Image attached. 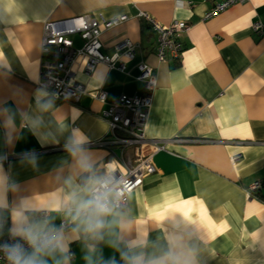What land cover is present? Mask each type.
<instances>
[{"label": "crops", "instance_id": "1", "mask_svg": "<svg viewBox=\"0 0 264 264\" xmlns=\"http://www.w3.org/2000/svg\"><path fill=\"white\" fill-rule=\"evenodd\" d=\"M215 0H0V48L11 66L0 74V100L15 107L12 93L23 92L27 108L34 103L40 67V40L47 21L79 15L112 18L126 15L121 24L100 35L102 51L111 54L115 43H137L135 55L124 62V71L100 63L88 77L74 65L75 79L86 93L77 103L56 100L68 124L60 142L41 144L28 130L8 146L0 129V152L17 153L6 163L25 195L46 201L60 190L56 179L64 137L78 128L94 141L107 131L100 112L120 95H140L137 63L143 61L156 73V88L145 134L168 142L153 154L155 173L128 198L125 210L133 228L155 238L180 225L197 238L201 264H264V201L248 193L264 177V0H247L203 19ZM163 25L183 20L189 29L180 40L178 59L159 62L154 54L156 33L140 13ZM260 22L262 32L252 24ZM75 47L82 45L72 35ZM18 41V42H17ZM104 90L106 99L94 97ZM75 113V114H74ZM53 121L57 117L52 118ZM19 123V122H18ZM99 166L112 163L104 148L90 147ZM145 154L153 147L145 144ZM35 152L38 167L21 164L23 153ZM238 155L232 162L230 157ZM14 198L9 194V200ZM55 222L61 218L55 213ZM72 264H86L79 242L71 244ZM105 258L118 253L103 246Z\"/></svg>", "mask_w": 264, "mask_h": 264}, {"label": "clouds", "instance_id": "2", "mask_svg": "<svg viewBox=\"0 0 264 264\" xmlns=\"http://www.w3.org/2000/svg\"><path fill=\"white\" fill-rule=\"evenodd\" d=\"M10 71L0 48V74ZM36 82L34 103L26 109L20 107L26 100L19 89L12 93L15 107L0 100V129L8 146L25 128L42 145L58 144L68 130L56 105L57 93L48 84ZM53 117L57 119L53 121ZM63 148L67 158L61 160L56 176L61 187L46 201L23 194L11 165L5 169L7 154L0 152V258L6 264H72L73 242L83 246L86 264H201L197 238L180 225L155 238L133 228L125 210L126 185L116 175L117 165L99 166L87 135L72 128L64 137ZM20 162L37 169L38 156L23 153ZM10 193L14 196L11 201ZM53 212L61 218L60 224ZM103 246L118 253L119 260L115 255L105 258Z\"/></svg>", "mask_w": 264, "mask_h": 264}, {"label": "built area", "instance_id": "3", "mask_svg": "<svg viewBox=\"0 0 264 264\" xmlns=\"http://www.w3.org/2000/svg\"><path fill=\"white\" fill-rule=\"evenodd\" d=\"M247 0H215L213 5L205 11L203 19L207 20L223 12L230 6L243 3ZM146 24L156 33L154 54L159 62H168L178 59L182 53L181 36L189 29V24L183 20H173L163 25L146 13H140ZM127 19L126 15L112 18L100 17L96 19L90 15H79L66 19L47 21L43 25L40 40V67L38 81L49 85V90L57 93L58 99L77 103L86 93L83 83L75 79L74 65H80L81 72L90 77L100 63L109 68L124 71V62L121 60L133 59L137 43L130 39H122L114 44V51L107 54L102 51L100 35L104 30L113 28ZM253 30L260 34V22L252 24ZM78 35L82 40L80 47H75L71 39ZM137 80L143 84L144 92L140 95H120L107 103L100 115L107 123L106 133L97 140L90 141V147L106 149L113 157L112 163L117 165L116 175L126 185L127 197L139 188L146 176L157 171L153 163V154L165 150L168 142L181 139H150L145 130L152 104L153 93L156 88V73L152 66L140 61L137 63ZM37 86L38 83H37ZM104 101L106 93L100 89L94 95ZM149 144L153 147L151 153L145 154L142 147ZM8 159L18 156L17 153H6ZM238 155H232L234 162ZM261 187L259 181L253 182L248 193ZM61 223V221H60ZM59 223V224H60ZM7 237H5L6 239ZM0 264L6 261L0 258Z\"/></svg>", "mask_w": 264, "mask_h": 264}, {"label": "trees", "instance_id": "4", "mask_svg": "<svg viewBox=\"0 0 264 264\" xmlns=\"http://www.w3.org/2000/svg\"><path fill=\"white\" fill-rule=\"evenodd\" d=\"M261 184V187L258 189H255L253 191H251L250 195L260 201H264V177H262V179L259 181Z\"/></svg>", "mask_w": 264, "mask_h": 264}]
</instances>
